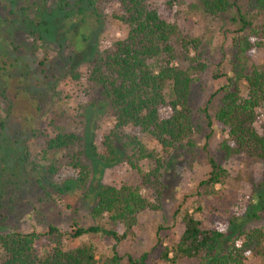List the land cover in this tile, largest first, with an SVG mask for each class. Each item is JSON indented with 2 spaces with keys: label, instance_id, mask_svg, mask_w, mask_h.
<instances>
[{
  "label": "rangeland",
  "instance_id": "rangeland-1",
  "mask_svg": "<svg viewBox=\"0 0 264 264\" xmlns=\"http://www.w3.org/2000/svg\"><path fill=\"white\" fill-rule=\"evenodd\" d=\"M146 1L155 5L172 2L175 22L199 40L206 69L192 85L190 95L196 132L188 144L170 152L160 170L164 185L160 200L140 188V195L157 208L137 216L133 234L117 244L116 251L122 257L121 264H129L127 256L139 259L144 254L143 264H168L161 260L162 247L177 241L182 212L200 209L198 214L207 226L235 219L218 248L220 255L238 242L242 231H264V162L225 159L219 152L223 134L214 121L220 87L228 79L241 87L240 77L252 66L264 64V12L257 10L252 0H229L233 7L216 16L193 8L196 0ZM116 9L117 3L112 2L93 15L87 0H0V234L42 233L53 225L64 234V246L90 243L97 258L111 254L114 243L108 238L90 235L71 239L72 222L82 228L94 225L90 212L99 188L136 186L138 178L127 163L129 152L119 149L115 161L108 163L94 156L92 146L101 149L115 121L108 115V102L95 99L91 103L85 88L70 78V70L125 37L126 27L113 18ZM238 12L249 16L262 43L251 58L239 51V41L252 32H238L240 24L233 22ZM41 19L47 25L40 24ZM44 29V42L33 41L36 37L29 31ZM82 33L85 40L78 50L74 44ZM8 102L11 109L6 107ZM51 122L82 139L90 172L85 191L77 187L74 170H63L53 179L44 174L54 158L52 154L41 157L46 137L54 133ZM142 141L148 149L160 150L149 138ZM66 153L55 158L62 162ZM210 158L226 170L227 178L222 186H215L217 195H195L199 182L210 171ZM140 168L148 173L154 165L143 161ZM257 263L249 258L246 264ZM176 264L207 261L182 259Z\"/></svg>",
  "mask_w": 264,
  "mask_h": 264
},
{
  "label": "trees",
  "instance_id": "trees-1",
  "mask_svg": "<svg viewBox=\"0 0 264 264\" xmlns=\"http://www.w3.org/2000/svg\"><path fill=\"white\" fill-rule=\"evenodd\" d=\"M196 1L193 8L207 16L225 14L233 7L229 0ZM112 2L117 3L113 18L127 29L125 37L97 52L92 60L71 69L70 78L85 88L84 93L90 96L91 103L95 99L107 101L108 115L115 121L112 130L104 136L101 149L92 146L94 156L108 163L115 161L119 149L129 152L127 163L136 172L138 184L102 185L90 212L94 225L82 228L73 221L69 233L71 239L90 235L108 238L114 243L111 254L97 258L96 248L90 243L64 246V234L56 226L48 225L42 233L0 234V264H121L117 244L133 234L139 214L157 208L140 195V188L153 192L159 201L164 188L160 170L170 152L188 144L196 132L190 95L192 85L206 69L201 61L199 40L175 22L170 1L155 5L146 0H87L93 15H98ZM252 2L257 10L264 12V0ZM236 15L233 22L240 24L238 32H252L239 41V51L251 58L262 43L258 41V33L249 16L240 12ZM39 23L47 25L42 19ZM29 32L36 37L33 41L44 42L45 29ZM83 40L82 33L75 48L80 50ZM192 52L194 56L191 57ZM240 79L241 87L230 84L228 79L217 92L220 98L214 121L223 134L219 152L227 160L241 157L264 162V121L260 122L261 117L264 118V64L252 66ZM6 107L11 109V103H6ZM207 123L209 125V119ZM50 126L54 133L46 137L41 151L43 159L48 154L54 156L44 168L46 178L53 179L63 170H74L77 187L85 191L90 172L82 151V139L76 134L65 133L53 122ZM144 137L160 150L148 149L142 141ZM64 152L68 153L63 156L62 163L55 157ZM143 161L151 162L154 168L144 173L140 168ZM209 168L195 195H217L215 186H222L227 178L226 170L211 158ZM199 211L182 212L181 233L175 243L162 247L163 262L176 264L188 259L206 260L207 264H246L249 258H255L257 264H264L263 230L242 231L238 242L230 244L219 255L218 248L235 219L207 226ZM121 228L122 233L119 232ZM145 259L146 254L139 259L127 256L129 264H143Z\"/></svg>",
  "mask_w": 264,
  "mask_h": 264
}]
</instances>
